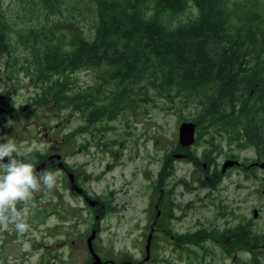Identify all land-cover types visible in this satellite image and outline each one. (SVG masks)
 Returning a JSON list of instances; mask_svg holds the SVG:
<instances>
[{
  "label": "rangeland",
  "instance_id": "374dc122",
  "mask_svg": "<svg viewBox=\"0 0 264 264\" xmlns=\"http://www.w3.org/2000/svg\"><path fill=\"white\" fill-rule=\"evenodd\" d=\"M228 1L232 8L233 2L240 0ZM260 1L264 3V0ZM83 2L67 0L63 4V14L41 11L40 16L34 20L16 17L17 12H26L19 6V0H4V6L8 8L7 16L12 15L10 20L15 22L16 29H22L29 22L38 26L45 24L55 28L58 34L65 32L71 38L77 32L66 25L65 21L76 20L84 34L92 37L89 23L78 13L84 10ZM72 7L80 11H72ZM253 27L257 28V25ZM15 53L23 61L20 45ZM7 60L6 54L0 52V143L6 142L3 138L7 137L18 144L31 146L33 153H60L75 167L82 184L91 193L108 198L106 213L98 221L92 206L71 192L67 173L56 171L60 173V187L53 189L49 195L60 210L48 220L49 224H56L55 233L46 235L41 231L36 232L42 245L40 252L45 251L48 245L50 248V255L46 253L43 264H89L93 257L87 239L94 228L99 230L94 240L96 251L104 260L112 259L117 264H264V242L257 235L250 236L248 250L228 256L223 255L220 249H211L212 241L198 243V240L191 237L200 222H208L214 217V207L209 204L207 197L205 200H193L196 206L187 209L182 219L174 223L167 221L166 208L174 206L173 199L182 203L188 199L191 201L193 196L204 195L203 188L194 192L179 184L175 187L178 196L174 195L171 201L155 205L161 195L160 178L157 179L161 158L178 141L181 115L191 117L199 104L185 103L181 96H175L172 101L149 80L120 91L111 82L104 86L100 77L101 69L87 67L69 73L73 88L94 91L100 84L104 86L98 101L104 104L105 109L112 106L116 97H123L112 119H108L107 114L100 118L94 117L75 110L73 103L37 102L34 97L40 88L27 85L26 72L19 67V70L9 68ZM112 89H117L119 94L116 96ZM247 153L253 154L252 149ZM30 160L36 164L33 155ZM176 163L180 173L178 177L187 173L186 178L200 186L202 179L200 181L197 177L200 172L196 171V175L191 176L188 168L192 164L186 158L177 159ZM240 179V176L232 177V180L226 178L225 183L229 189L234 190L236 181ZM261 179L251 178L248 180L249 188L235 190L238 196L246 191L249 193L247 202H238L245 212H250L254 205H263L264 208V193L255 190L258 188L263 191ZM41 193L44 196L39 200H49L47 193ZM180 208L176 209L177 213H180ZM160 209L163 211L161 215L158 213ZM259 212L254 225L256 230L264 229V209ZM153 227L151 255L145 259L147 238ZM167 230L171 233L182 232V248L177 249L170 232L166 234ZM188 239H195V242ZM221 243L225 242L221 240ZM14 246L4 249L0 264H39L38 254L28 256L21 253L22 248ZM22 247L25 251L29 250L28 244Z\"/></svg>",
  "mask_w": 264,
  "mask_h": 264
},
{
  "label": "trees",
  "instance_id": "16d2710c",
  "mask_svg": "<svg viewBox=\"0 0 264 264\" xmlns=\"http://www.w3.org/2000/svg\"><path fill=\"white\" fill-rule=\"evenodd\" d=\"M19 1L26 12H17L16 17L34 20L41 11L63 14L67 0ZM83 1V11L76 7L72 11H80L92 37L84 34L78 21L67 20L77 32L68 38L45 24L29 22L16 29L0 0V52L8 57L9 68L26 72L27 85L40 88L37 102L73 103L75 110L100 118L115 115L123 99L118 96L109 109L103 108L98 97L107 83L122 91L148 80L172 101L181 96L185 103L208 106L239 99L226 59L243 56L246 42L257 39V29L250 31L246 25L264 12L260 0L234 1L232 8L228 0ZM19 45L23 61L15 53ZM87 67L101 69L104 86L94 91L73 88L69 73ZM117 89H112L116 96ZM159 175L160 169L157 179ZM204 239L197 238L198 243Z\"/></svg>",
  "mask_w": 264,
  "mask_h": 264
},
{
  "label": "flooded vegetation",
  "instance_id": "af4514ba",
  "mask_svg": "<svg viewBox=\"0 0 264 264\" xmlns=\"http://www.w3.org/2000/svg\"><path fill=\"white\" fill-rule=\"evenodd\" d=\"M253 25H257V28ZM246 26L250 31L254 28L257 29V39L254 42L249 40L246 42L243 56L226 59L229 64L228 73L236 80L235 89L239 99L227 104L197 105V109L191 117L181 115L178 141L171 148V152L166 151L161 158L159 167L161 170V195L159 201L155 204L158 206L160 202H169L174 195L178 196L175 187L179 184H182L185 188L189 187L194 192L203 188L204 195L193 196L190 198L191 201L188 199L182 203L173 199L174 206L172 205L171 209L166 208L165 218L168 222L174 223L173 221L184 217L187 209L196 206L193 200H205V197H207L209 204L214 207V217L205 222L207 224L200 222L195 234L191 237L196 240L199 237H205L204 242L207 240L212 241L213 246H211V249L213 247L216 250L220 249L222 254L226 256L233 255V253L236 255L237 252L239 253L245 249L248 250L249 237H252V235H257L264 242V229L256 230L254 228L255 220L260 215L259 210L264 209L263 205L259 207L254 205L255 207H251L250 212H245L238 202H247L248 191L240 194V196L235 193L238 188H249L248 180L251 178L261 177L264 184V12H259L256 21L250 20ZM217 60H222V58ZM116 111L118 112V107ZM111 113L108 115V119H112L116 115H113L114 112ZM185 121L195 123V139L192 143H185L180 137V126ZM250 149H252L253 154L247 153ZM56 154L60 153L34 152L32 154L36 158L34 166L38 171H64L68 177L69 171L74 172L76 182L84 188L82 193L76 194L87 202L86 196L99 200L95 205L90 204L92 210L95 211V217L99 215V221L102 214L106 213L108 198L101 194L91 193L85 184H82L75 167L63 156L65 166H59L60 160L56 157ZM180 158H186L187 162L192 164L188 168L191 176L194 177L196 171L200 172L197 177L200 178V181L202 179L201 183L206 181L208 185L200 184V186H197V182L194 183V181L192 182L186 178L187 173L178 177L180 173L178 172L176 160H180ZM5 162L8 161L5 159ZM41 165H43V168L39 169L38 167ZM238 176L241 179L236 181L234 190L229 189L225 179L230 178L232 180V177ZM68 185L71 190L70 177ZM255 190L264 193V188L263 191L258 188ZM222 192L228 194L224 195ZM47 195L49 200L42 201L39 198L43 197L44 194H36L34 207L30 209L28 217V223L30 224L28 232L19 235L11 227L7 231H0V257L3 258L4 249L8 246L15 248L14 245H17L18 248H22L21 253L28 256L36 253L39 255V264L44 263L46 253L50 255V248L48 245L45 251L40 252L42 245L36 232L41 231L46 235L55 233L56 224H49L48 220L60 210L56 207V202L50 197L49 193ZM178 208L181 210L180 213L176 212ZM158 213L159 215L163 214L162 209ZM249 213L251 214L249 215ZM60 216L64 217L63 215ZM169 232L170 230H167L166 234H169ZM98 234L99 230L93 239V244ZM170 236L172 240H175L177 249L183 247L182 232H170ZM252 239L254 240V238ZM221 240L225 243L222 244ZM25 244L29 245L28 251H25V248L22 247ZM102 259L104 260L103 257ZM104 261L103 264H117L112 259Z\"/></svg>",
  "mask_w": 264,
  "mask_h": 264
},
{
  "label": "clouds",
  "instance_id": "9594fccd",
  "mask_svg": "<svg viewBox=\"0 0 264 264\" xmlns=\"http://www.w3.org/2000/svg\"><path fill=\"white\" fill-rule=\"evenodd\" d=\"M8 123L11 125V121ZM3 139L6 142L0 143V231L11 227L24 235L30 230L28 217L36 194L58 189L60 173L38 171L30 160L31 146Z\"/></svg>",
  "mask_w": 264,
  "mask_h": 264
},
{
  "label": "water",
  "instance_id": "95a60500",
  "mask_svg": "<svg viewBox=\"0 0 264 264\" xmlns=\"http://www.w3.org/2000/svg\"><path fill=\"white\" fill-rule=\"evenodd\" d=\"M180 137L181 140L185 143H192L195 139V123L191 121H185L180 126ZM56 157L60 160L59 166H65V163L62 159L61 154H56ZM8 161V158H5ZM39 169L43 168V165L38 167ZM69 177L71 181V190L73 193H82L84 191V188L80 186L75 179V174L72 171H69ZM89 204L95 205L98 199H93L92 197L86 196ZM97 219H99V215L96 216ZM153 231L154 228H152V231L149 233V236L147 238V244H146V251L147 255L145 259H149L151 255V244H152V238H153ZM98 232V228H95L92 230V233L88 236L87 242L88 247L93 255V260L89 264H103L105 261L102 259L101 255L95 250L93 239L96 237Z\"/></svg>",
  "mask_w": 264,
  "mask_h": 264
}]
</instances>
